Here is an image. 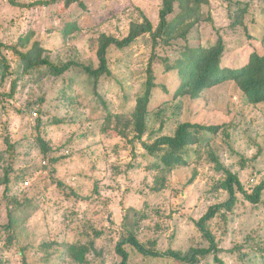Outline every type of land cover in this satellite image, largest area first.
I'll return each mask as SVG.
<instances>
[{"label":"rangeland","instance_id":"1","mask_svg":"<svg viewBox=\"0 0 264 264\" xmlns=\"http://www.w3.org/2000/svg\"><path fill=\"white\" fill-rule=\"evenodd\" d=\"M43 1L50 0H0L2 42L25 52L38 41L51 62L70 64L60 75L47 65L26 71L13 49L0 52V264H121L118 246L131 233L158 255L126 243L127 264H264V191L253 203L238 187L233 209L208 222L215 249L195 263L181 258L211 246L197 222L229 198L226 169L249 193L264 180V103H246L233 80L198 98L176 95L180 58L219 36L223 67L264 55V0H190L186 8L176 0L169 20L192 9L187 34L180 26L157 44L150 33L123 48L111 44L110 73L98 80L85 67L99 66L102 35L122 40L143 21L156 29L163 0ZM149 64L156 86L137 138L129 120ZM182 122L221 128L197 129L199 142L171 153L175 167L164 172L166 150L145 144ZM68 245L85 249L84 259Z\"/></svg>","mask_w":264,"mask_h":264},{"label":"trees","instance_id":"2","mask_svg":"<svg viewBox=\"0 0 264 264\" xmlns=\"http://www.w3.org/2000/svg\"><path fill=\"white\" fill-rule=\"evenodd\" d=\"M13 5H20L23 7H28L31 5L27 3H19L17 0H9ZM58 1H63L66 6H70L73 3L79 2L83 5V0H50L43 1V3H55ZM190 0H180L182 8H186ZM201 1L207 0H195L197 4ZM175 2L176 0H163V7L160 11V21L155 29L150 21H143L141 23L131 24L129 34L126 38L120 40L114 36L102 35L100 38V47L98 48L99 56V66L93 68L86 66L85 70L96 80L104 75L110 73L107 59V51L111 44H115L119 48H123L131 44L135 39L144 33H150L155 44L160 37L173 36V33L177 31L180 26L183 27L182 35L187 34V29L193 25L187 15L192 9H188L185 14H180L175 17L174 21L169 20V16L175 12ZM38 3V2H37ZM185 5V6H184ZM3 47L13 49L16 54L19 55L21 59L22 67L28 71L40 65H47L51 72L55 75H60L70 68V64L66 63L63 65H56L51 62L48 56L45 54L46 48H44L38 41H36L33 46L27 51H21L16 45H7L0 40V52ZM191 56H182L180 58L179 75L181 78V85L176 91L177 96L189 95L192 98H198L202 95L203 91L207 88L216 86L224 81L233 80L238 87L242 90L245 102L248 104H259L264 103V55L259 53H253L250 57V61L238 68H229L222 66V57L225 52V41L222 36H219L216 43L203 47L199 46L197 49H192ZM155 72L152 64L148 66V79L146 82V88L143 95H141L136 103V106L132 112V118L129 121L134 122L135 130L138 132L137 138H141L146 132V118L148 115V104L151 100L152 89L156 86L155 83ZM97 82V81H96ZM16 80L13 82L11 95L15 92ZM221 126L213 125H202L191 122L179 123L172 135H161L158 137L153 144H145V148L151 152L156 151L158 148H164L166 150V157L168 158L166 167H162L164 172H172L175 167L174 161L170 160L173 153L174 155H179V153L185 149V147L199 142V137L197 135V129H205L211 132H217ZM45 144L44 140H42ZM177 152V153H176ZM173 155V156H174ZM173 159V158H172ZM227 177L223 182V187L228 191L229 198L219 204L211 206L208 212L197 222L198 226L205 232L207 237L211 241V246L208 249H195L191 253L181 257L184 260L195 263L199 260L200 255H206L213 251L215 247V239L213 234L208 228V222L216 216V214L221 209L232 210L236 201V187L239 190L245 192L248 199L253 203L260 201L262 192L264 191V180L254 187L252 192H248L243 183L240 181L237 174L226 169ZM164 176V175H163ZM165 177V176H164ZM19 178V175L16 176ZM192 181V180H191ZM6 182V192L9 189V184L11 183V178L9 175L5 177ZM157 190L160 187L155 186ZM12 222L9 223L7 228L11 229ZM14 238L13 233L8 235V240L11 243ZM129 243L137 250L144 254H155L140 244L136 236L131 233L128 238L123 239L119 246V253L123 255V261L121 264H127L129 253L125 249L124 244ZM69 252L76 256L77 259H84V250L77 249L75 245H68ZM215 249V248H214ZM178 256V254H175ZM179 257V256H178ZM221 264H224L219 260Z\"/></svg>","mask_w":264,"mask_h":264},{"label":"built area","instance_id":"3","mask_svg":"<svg viewBox=\"0 0 264 264\" xmlns=\"http://www.w3.org/2000/svg\"><path fill=\"white\" fill-rule=\"evenodd\" d=\"M34 114L36 115V114H37V112H34ZM25 183H26V184H28L29 182H28V181H26Z\"/></svg>","mask_w":264,"mask_h":264}]
</instances>
